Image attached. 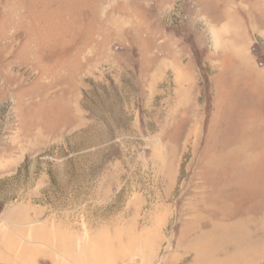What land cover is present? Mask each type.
Wrapping results in <instances>:
<instances>
[{
    "label": "rangeland",
    "instance_id": "1",
    "mask_svg": "<svg viewBox=\"0 0 264 264\" xmlns=\"http://www.w3.org/2000/svg\"><path fill=\"white\" fill-rule=\"evenodd\" d=\"M9 219L63 264H264V0H0Z\"/></svg>",
    "mask_w": 264,
    "mask_h": 264
},
{
    "label": "crops",
    "instance_id": "2",
    "mask_svg": "<svg viewBox=\"0 0 264 264\" xmlns=\"http://www.w3.org/2000/svg\"><path fill=\"white\" fill-rule=\"evenodd\" d=\"M8 222L14 224V227L12 233L4 232L0 237V264H41L42 259L45 258L52 259L54 264H63L62 260H57L50 253L47 254L43 240L44 225L41 226V230L37 226L34 229L33 224L28 227L31 223L27 222L18 223L13 219H9ZM28 236L30 238H27Z\"/></svg>",
    "mask_w": 264,
    "mask_h": 264
},
{
    "label": "bare ground",
    "instance_id": "3",
    "mask_svg": "<svg viewBox=\"0 0 264 264\" xmlns=\"http://www.w3.org/2000/svg\"><path fill=\"white\" fill-rule=\"evenodd\" d=\"M217 232H218V228L214 230V234L217 233ZM206 239H208V241H209V240L212 241V240L214 239V235H213V234L211 235V233H210V234H208V235L206 236ZM210 241H209V242H210ZM206 242H207V241H206ZM202 250H203V249H202ZM204 250H205V248H204Z\"/></svg>",
    "mask_w": 264,
    "mask_h": 264
}]
</instances>
